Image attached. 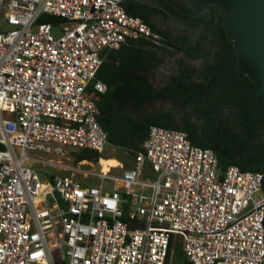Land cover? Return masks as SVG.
I'll list each match as a JSON object with an SVG mask.
<instances>
[{"label":"built area","instance_id":"obj_1","mask_svg":"<svg viewBox=\"0 0 264 264\" xmlns=\"http://www.w3.org/2000/svg\"><path fill=\"white\" fill-rule=\"evenodd\" d=\"M0 22V264H169L177 238L183 264H264L263 173L156 125L121 175L73 158L110 144L88 92L105 55L165 46L124 0H0Z\"/></svg>","mask_w":264,"mask_h":264},{"label":"crops","instance_id":"obj_2","mask_svg":"<svg viewBox=\"0 0 264 264\" xmlns=\"http://www.w3.org/2000/svg\"><path fill=\"white\" fill-rule=\"evenodd\" d=\"M124 1L132 9L145 14L159 31L174 37L186 36L193 45L205 39L208 47L211 33L207 32L205 24L194 25L188 21L185 13L189 9L182 0ZM169 9H174L179 15L171 16ZM165 48L144 41L129 42L105 55L96 80L106 87V91L96 92L95 83H92L88 92L100 111L101 125L109 136V146L113 150L107 157H103L104 153L96 160L81 161L88 165L86 168L110 171L114 175L131 169L134 165L133 152L142 150L148 138V132H142L138 126L148 119L154 121L162 113H169L178 128H185L190 123L198 126L201 132L208 126V120L198 111L199 104L183 107L171 102V99H160L146 104L141 111L135 110V101L141 98V94L149 88L160 90L170 83L178 72L177 63L180 60L195 67L198 72L214 60V52L208 51L209 55L203 59L191 60L173 49L170 51L169 47L166 48L168 50ZM195 76L190 82H202L198 75ZM78 153L75 152V155Z\"/></svg>","mask_w":264,"mask_h":264},{"label":"trees","instance_id":"obj_3","mask_svg":"<svg viewBox=\"0 0 264 264\" xmlns=\"http://www.w3.org/2000/svg\"><path fill=\"white\" fill-rule=\"evenodd\" d=\"M124 8L129 16L141 18L153 32L159 34L163 39V44L166 48L169 47L170 51L178 47L194 57H199L207 52L208 47L205 39L193 45L186 36L174 37L159 31L150 23L145 14L132 9L126 1H124ZM169 14L174 17L179 15L174 9H169ZM185 16L190 18L192 14L187 10ZM224 19L225 13L222 8L214 6L207 18H202L200 21L205 24L207 32L212 33L216 24ZM40 22L60 23L58 20L46 17H42ZM234 45L235 43L228 38L227 29L221 26L215 39L214 46L217 50L214 60L208 63L202 71L197 72L195 67L180 60L177 63L178 72L168 85L160 90L149 88L141 94L139 100L135 101V110L137 111L143 110L146 104L160 99H171L183 107L189 104H199L198 111L208 120V126L201 132L198 126L190 123L185 128H178L169 113H162L154 121L149 119L143 121L138 129L141 127L142 132H149V127L156 125L167 129L182 130L188 134L193 146L210 149L217 155L221 170L237 166L244 172L264 174L263 167H253L246 161V159H252L257 152L264 150V96L256 95L258 86L238 65L235 66L229 79L230 60ZM166 48L165 50H168ZM195 75L205 80L208 85L206 86L202 82H190ZM91 85L89 89L92 88ZM224 104L239 110L237 119L239 126L244 129V137L238 132L231 135L227 130L222 131L217 127L216 121L222 115V105ZM99 121L101 123L100 118ZM256 140H261V143L256 144ZM234 147L240 150L239 158L235 157ZM98 157L96 153L90 151H82L75 155L77 162L96 160Z\"/></svg>","mask_w":264,"mask_h":264},{"label":"water","instance_id":"obj_4","mask_svg":"<svg viewBox=\"0 0 264 264\" xmlns=\"http://www.w3.org/2000/svg\"><path fill=\"white\" fill-rule=\"evenodd\" d=\"M182 1L196 17H200L211 6H220L222 8L225 13V19L217 23L211 33L209 52L212 53L214 51L218 29L224 26L227 29L228 38L235 43L230 60L229 79L235 66L238 65L258 86L256 95L264 96V0ZM173 50L186 55L191 60L203 59L209 55L208 52L199 57H194L184 49L176 47ZM200 80L204 85H208L205 80ZM171 102L173 101L171 100Z\"/></svg>","mask_w":264,"mask_h":264},{"label":"flooded vegetation","instance_id":"obj_5","mask_svg":"<svg viewBox=\"0 0 264 264\" xmlns=\"http://www.w3.org/2000/svg\"><path fill=\"white\" fill-rule=\"evenodd\" d=\"M213 8L214 6L207 8L206 12L204 14H201L200 17H196L195 14H193L192 17L188 19V21L193 23L194 25L203 24L200 20L203 17L206 19L209 13L212 12ZM216 50L217 48L214 46V51H213L214 57H215ZM208 51H209V45H208V50L206 53H208ZM238 114H239V110L236 108H233L231 105H228V104L222 105V115L217 118L218 128H221L222 131L227 130L231 135L234 132H238L244 137L245 136L244 129L238 124V119H237ZM255 143L259 144L261 143V140H256ZM239 151L240 150L237 147H234L233 152L235 154V157L237 158H239ZM246 161L249 165L253 167H263L264 168V150L257 152L252 159H246ZM263 186H264V182H263Z\"/></svg>","mask_w":264,"mask_h":264},{"label":"rangeland","instance_id":"obj_6","mask_svg":"<svg viewBox=\"0 0 264 264\" xmlns=\"http://www.w3.org/2000/svg\"><path fill=\"white\" fill-rule=\"evenodd\" d=\"M63 27L64 25H56L54 27V30H53V37L54 38H59L62 34V30H63ZM7 28V25L5 22H0V31H4L6 30ZM113 150V147L109 146L106 148V152L105 154L103 155V157H107L108 156V153ZM74 154L73 153V158H74ZM39 174L41 176H44L46 174H49L52 172V170L48 169V168H42V167H38L37 168ZM260 194L256 195V197H259ZM175 244H176V248H175V251L174 253L172 254L171 256V259H170V263L169 264H183L184 262V245L181 241L180 238H177L176 241H175Z\"/></svg>","mask_w":264,"mask_h":264}]
</instances>
